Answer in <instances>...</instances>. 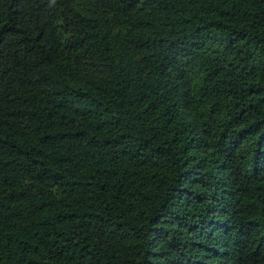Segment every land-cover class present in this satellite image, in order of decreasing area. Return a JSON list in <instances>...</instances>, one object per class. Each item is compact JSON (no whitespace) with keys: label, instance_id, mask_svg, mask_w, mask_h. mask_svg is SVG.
I'll return each instance as SVG.
<instances>
[{"label":"trees","instance_id":"1","mask_svg":"<svg viewBox=\"0 0 264 264\" xmlns=\"http://www.w3.org/2000/svg\"><path fill=\"white\" fill-rule=\"evenodd\" d=\"M0 264H264V0H0Z\"/></svg>","mask_w":264,"mask_h":264}]
</instances>
